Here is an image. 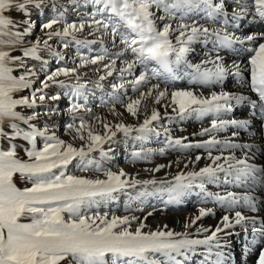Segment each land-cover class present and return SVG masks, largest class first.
Wrapping results in <instances>:
<instances>
[{"label":"snow or ice","instance_id":"1","mask_svg":"<svg viewBox=\"0 0 264 264\" xmlns=\"http://www.w3.org/2000/svg\"><path fill=\"white\" fill-rule=\"evenodd\" d=\"M74 6H78L79 0H69ZM90 3L95 11L78 24L64 21L63 13L42 23L41 31H44L47 39H37L30 47L23 48L22 56H13L11 52L17 45L23 43L35 22L31 19L33 9L45 7L55 8L57 0H0V141L7 143V147H0V264H183L189 258V253L195 251V246L207 247V256L203 264H226L225 254L221 249V233L227 232L234 225H242L247 232V225L251 224L253 238L246 241L244 247L247 251L252 245L257 244V237L261 245H264V221L257 227V216H248L237 210L233 218L224 215L221 223L215 230L199 228L200 233L210 232L204 239H188L187 233H176L171 230L144 232V224L141 223L135 231L129 230L131 219L127 216H112L109 220L107 214L99 212L89 215L93 207H99L101 201L111 199L112 194L125 187H135L137 184H156L155 180L140 181L135 178L124 179L126 173L121 170L118 173L105 169L100 163H96L86 157L95 151H100L104 158H110L103 151V145L110 142L117 132L128 134L132 131L146 133L153 131L150 127L154 122L162 119H174L167 109L181 119L196 114L198 119L205 116H214L210 128H203L198 135L213 131L219 133L229 126L247 128V120L221 119L222 113L231 112L235 104L247 101L249 98L236 95L227 91H212L209 96L202 92L197 93L192 89H173L161 86V78L177 80L183 75L190 78V83L204 88L216 84H222L227 75L234 74L238 78L241 72L250 76L249 79H240L238 82L248 86L255 93L258 100H251L253 108L260 109L264 117V33L237 37L228 33L223 28L207 26L200 23L201 13L204 19L216 22L218 15H224V24L228 23L226 12V0H84ZM236 8H233L232 19L238 20L248 11L253 10V16L264 21V0H250L243 4L236 0ZM239 9V10H238ZM15 11L24 16V19L15 21L9 16ZM62 24V30L57 31L54 25ZM89 29V35L97 39L104 36L111 38L113 47L118 48L113 56L107 51L95 57L81 56V63L74 68L60 67L48 73L44 80L40 81L41 87L33 88L36 76L33 68L25 66V59L39 60L40 46L51 50L49 41L53 37H60L63 48L69 46L67 37H73L77 32ZM51 30V31H46ZM95 41H85L94 43ZM211 43L213 48L208 53V58L201 63H190L186 59L187 54L194 49L193 44ZM77 44L81 41H76ZM251 44L247 48L250 53L247 64L241 68L240 64L233 62L228 65L221 57V48H232L234 44ZM215 53L214 58L212 53ZM126 53H131V59L124 61V66L119 69L120 82L112 85L113 92L124 87L125 75H132L139 67L143 71L128 81L133 91L139 95L130 98L126 104H122L125 111L133 117H137L141 106L149 98L156 105H163V116L156 109L151 114L145 115L143 123L138 128L118 123L109 125L101 117L93 119L99 121L103 132L96 129L95 125L86 120L84 116H73V123L67 125V131L72 134L73 141L79 140L82 146L77 148L71 142L58 138L47 126L38 127L33 121L37 120L40 113L31 112L25 114L18 109H35L37 100L43 102L46 99L58 100V95L47 96L45 90L55 84L66 87V82L58 80L60 76H76L80 80L78 68L87 64L96 65L105 59L110 62L104 65L107 70L99 80L106 76H112L116 70V63ZM53 55L63 59L59 52ZM211 64L212 67H206ZM154 67H150L153 66ZM24 68V73L16 76L14 67ZM156 79V83H151ZM79 85L74 89V98L82 95ZM146 90H141L145 88ZM31 89V95H19L22 91ZM85 103H72L68 109L70 113H79L82 109L90 113ZM115 100V96H113ZM167 101V103H164ZM107 104V102H105ZM146 108V105H145ZM57 109H49V115ZM113 115H119L115 107L111 109ZM79 120V124L76 123ZM236 133H233L235 136ZM26 142L24 153L27 159L19 158L17 140ZM137 140H143L144 136H137ZM42 140V143L40 141ZM170 143L181 144L180 139ZM217 145H223L224 149L247 148L251 146L235 144L231 141H220L214 137L211 140L195 145H183L184 147L205 148L208 151L210 165H206L199 171H190L186 175H177L175 183L166 189L170 199H177L187 189L197 186L201 192L214 198L221 204H227L233 208L240 204L251 213H258V204L264 205L253 195L237 196L233 192L226 195L209 193L205 191V181L215 183L219 179V173L225 176V183H235L238 186L245 185L250 178L255 180L259 174L258 188L264 189V168H258L249 163L247 156L240 159L235 155H212V149ZM81 158V171L94 170L101 173L104 178L96 176L88 178L83 176L66 175L63 171L74 157ZM141 153L134 152V158H140ZM202 159L197 155L195 161ZM178 163V162H177ZM164 165L157 166L154 171H159ZM187 167V165H185ZM27 179L31 187L20 189L14 182V176ZM200 182L196 184V181ZM164 183V181H161ZM242 201V204H241ZM212 213L211 208H199V215L185 224V228L195 224L197 220ZM151 215V213H149ZM132 219H135L134 217ZM166 227V226H165ZM185 237V238H178ZM215 256V259L211 257ZM183 257V260L180 259ZM256 264H264V247L259 250Z\"/></svg>","mask_w":264,"mask_h":264},{"label":"bare ground","instance_id":"2","mask_svg":"<svg viewBox=\"0 0 264 264\" xmlns=\"http://www.w3.org/2000/svg\"><path fill=\"white\" fill-rule=\"evenodd\" d=\"M243 4L250 3V0H241ZM226 12L228 23L224 24L226 19L224 15H218L216 22L207 21L203 18L204 13H201L200 23H207V26L214 28H223L228 33L234 34L237 37H246L247 35L264 33V21H261L259 17L253 16V10L248 11L238 20L232 19L233 8H236V0H226ZM239 10V9H238ZM251 44H234L232 48H221L219 53L224 62L231 65L233 62L240 64L241 68L247 64V59L250 53L247 51ZM193 51L187 54L186 59L188 62L196 64L201 63L208 58L209 51L213 48L211 43L205 45L204 43H196L192 45ZM215 53H212L214 58ZM131 59V53H126L121 58V64L124 65L125 60ZM122 67V66H121ZM120 67V68H121ZM150 67H154L150 66ZM206 67L211 68V64H207ZM143 71L142 68H137L132 75H125L124 87L122 92L125 94L126 104L130 98H136L139 93L133 91L132 85L128 81L132 80L134 76L139 75ZM184 68L181 69V78L177 80L163 81L161 78V86L168 87L169 91L173 89H192L197 93H203L205 96H209L212 91L219 93L220 91H227L236 95H243L248 97L247 101L240 104H235L233 101V109L231 112L222 113L221 119L225 120H247L249 122L247 128H236L229 126L222 132H211L204 136L198 135L203 128L211 127V120L215 119L214 116H205L198 119L196 114L187 116L184 119L175 116L171 112V109H167L170 116L174 119H162L159 123L154 122L152 127L154 130L143 133L144 136L142 143L139 145L145 154L141 158L132 161L130 159H123V164L119 166V170L128 169V177L130 179L135 178L140 181L155 180L159 183L164 181L162 189L169 187L170 183H175V177L177 175H186L190 171H199L200 168L210 165L212 162L208 158V151L205 148L196 147H184L183 145H195L197 143H203L204 141L211 140L213 137L220 141H231L235 144H247L251 148H235L224 149L223 145H217L212 149V155L232 156L243 159L245 156L248 158V162L255 164L258 168H264V117L261 116L260 109L257 106L253 108L250 101L258 100L255 93H252L250 88L243 83L238 82L240 79H249L250 76L241 72V77L238 78L234 74L227 75L222 84H216L208 88H204L199 85L190 83V78L183 75ZM117 79L116 82H119ZM157 80L153 79L151 83H156ZM141 90H146L142 88ZM164 103H167L165 101ZM146 105V108H145ZM118 107V106H114ZM113 106L103 110V116L105 118H111L113 121L121 119H133L136 122L143 123L145 115L151 114V110L156 108L163 116L165 108L163 105H156L151 98L144 102L141 106V111L137 117H133L128 114L122 104L119 109L115 111L119 115H113L111 109ZM233 133H236L233 136ZM169 137L173 140L180 139L181 144H175L169 142ZM149 150L150 152H146ZM199 155L202 159L198 162L195 161V157ZM178 162V163H177ZM164 165L159 171H154L157 166ZM187 165V167H185ZM127 174V173H126ZM259 174L255 180L252 178L245 182V185L238 186L235 183H225V176L223 173H219V179L215 183H208L205 181L204 188L206 192L226 195L227 192H233L239 197L244 195H253L257 197L259 201H264V189L253 191L254 188H258ZM200 181L197 180L196 184ZM242 204V201H241ZM211 208L212 213L197 220L195 224L185 228L186 223H190L192 219L199 215V208ZM260 211L258 213H251L246 208H243L238 204L233 208H229L227 204H221L214 198L205 196L199 187L193 186L187 189L184 194L177 199H170L167 191H159L155 196L147 198L143 203V210L139 213L140 223H144L147 229L151 231L171 230L176 233H187L188 239H204L210 232L200 233L197 230L201 227L206 229L215 230L216 226L221 223L224 215H230L233 218L235 211L239 210L243 214L248 216H257V227H259L261 221H264V205L258 204ZM151 213V215H149ZM138 220V218H137ZM138 224V223H137ZM166 226V227H165ZM248 231H244L242 225H234L233 228L227 229V232H231L232 235H225L221 233V243L224 245L221 249H213L215 251H222L225 254L226 264H251L253 255L258 251L257 258L254 259L252 264H256L259 256V250L264 245L260 244L259 237H257V244L252 245L247 251H245L246 241H250L253 238L251 233L252 225H247ZM148 231V232H149ZM242 233V234H241ZM241 234V236H240ZM185 238V237H178ZM260 246V248L258 247ZM259 248V249H257ZM251 255V256H250ZM207 256V247L203 245L195 246V251L189 253V258L183 261V264H203L205 257ZM180 259L183 260V257ZM215 259V256L211 257Z\"/></svg>","mask_w":264,"mask_h":264},{"label":"rangeland","instance_id":"3","mask_svg":"<svg viewBox=\"0 0 264 264\" xmlns=\"http://www.w3.org/2000/svg\"><path fill=\"white\" fill-rule=\"evenodd\" d=\"M49 3H51V0H49ZM93 11H95L94 7L90 3H85L84 0H79L78 6H74L73 3L69 2V0H57V6L55 8L45 7L42 9H33L31 19L35 22V26L33 27L32 32L28 36L24 37L23 43L21 45H17L11 54L13 56H22L23 48L30 47L37 41V39H47L44 31H41L40 26L42 23L52 19L60 13H63L65 22H75L78 24L82 19H86ZM9 16L15 21L24 19L22 14L15 11H11ZM62 27V24L54 25V29L57 31L62 30ZM74 36L75 39H73V37L65 38V40L69 41V46L67 48L62 47L60 37H53V39L49 41L51 50L45 48L43 45L40 46V51L38 53L40 57L39 60L31 58L25 59V66L33 68L36 72V76L32 77L35 81L33 88L41 87L40 81L44 80L48 73L55 71L60 67H66L69 69L77 67V65L81 63V56L95 57L103 54L105 50L109 56H113V54L118 51V48L113 47L110 37L104 36L102 39H97L94 36H90L89 29L87 27L83 32L75 33ZM77 40L81 41V43L77 44ZM85 41L95 42L85 43ZM52 52H59L64 58L60 59V57L53 55ZM109 62L110 61L108 59H105L96 65L87 64L83 67H79V82H77L75 75H71L69 77H58L57 79L65 81L67 86L59 87L58 85L53 84L45 90L47 96L58 95V100L46 99L43 102L37 100L35 109L18 110L23 111L25 114H31L33 111L39 112V117L37 120L33 121V123L41 128L47 125L58 138L66 142L73 143L77 148L82 146V142L79 140L73 141L72 134H69L67 131V125L73 123L74 115L84 116L85 119L91 121L100 132H103V127L99 121L93 119L96 116L101 117L110 126L123 123L125 125L132 126L133 129L138 128L141 123H138L133 119L120 118L118 121H113L111 118H105V116H103L104 109L111 106L120 107V105L125 102V94L122 92L123 89L120 88L114 93L112 88L114 83L120 82V80L119 82H116V80L120 79L119 69L121 66H124L121 64V59L117 60L116 70L113 71L112 76H106V78L102 81L99 80V77L101 75H105L107 71L104 68V65ZM13 67L14 75L19 76L24 73V68L16 66ZM78 84L83 85V87L80 88L82 95L74 98V89L78 86ZM31 91V89H27L22 91L19 95L29 96L31 95ZM113 96H115V100L113 99ZM85 97H87V107L91 110L90 113L85 112L83 109L76 114L68 111L72 103L84 104ZM105 102H107V104H105ZM118 107H115L116 110L119 109ZM50 108L57 109V111L46 115L45 113H47ZM76 123L79 124V120H76ZM141 134L142 133L137 131H132L128 134L117 132L112 141L106 142L103 145V151L106 152L107 156L110 158L102 157L100 151L98 150L90 153L86 159H91L96 163H100L105 169L118 173L121 171L119 170V166L124 163L123 159L127 158L135 161L139 158L133 157L134 152L141 153L140 158L145 154V151L139 146L142 143V140L136 139V137L141 136ZM15 143L19 145L17 149L19 158L27 159L23 150L27 147L26 142L18 139ZM40 143H42V140ZM0 147H7V143L0 141ZM146 152L149 153L150 151L147 150ZM81 164V158L79 156L74 157L73 160L70 161L65 168H63V171L66 175L83 176L88 178H95L99 175L100 178H104L101 173H96L94 170L81 171ZM123 171L127 173L123 178L130 180L127 176L128 173H130L128 169H123ZM13 179L16 186L20 189L31 187V183L27 179L20 177L19 174H16ZM163 186L164 184L157 182L156 184H137L135 187H125L124 189L113 193V198L101 201L99 207H93L88 214L91 215L92 213L99 212L100 215H104L106 213L107 219L109 220L112 216H127L131 219V224L128 226L129 230L135 231V229L141 224L139 213L141 214L143 210L144 201L151 196H155V194L159 192V189H162ZM133 217L135 219H132ZM143 231H149L145 224ZM258 247L260 248V246ZM255 252L256 253L253 257H250L252 258V263L258 255V251Z\"/></svg>","mask_w":264,"mask_h":264}]
</instances>
